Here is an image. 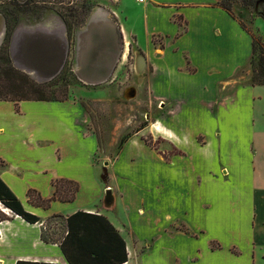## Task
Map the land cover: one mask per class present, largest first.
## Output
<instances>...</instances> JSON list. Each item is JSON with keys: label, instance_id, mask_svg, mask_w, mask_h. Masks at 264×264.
<instances>
[{"label": "crops", "instance_id": "1", "mask_svg": "<svg viewBox=\"0 0 264 264\" xmlns=\"http://www.w3.org/2000/svg\"><path fill=\"white\" fill-rule=\"evenodd\" d=\"M93 1L100 7L89 19H109L116 32L117 47L101 55L100 68L109 70L104 82L123 72L132 57L130 69L145 82L151 102L165 103L174 113L130 137L106 168L98 165L99 136L79 94L65 101H0V178L41 219L31 224L4 212L0 264H69L60 243L68 218L78 212L109 220L126 243L125 264H233L245 249L247 264H255L256 244L264 242V114L254 115L250 96L264 85L248 86L239 76L254 55L252 35L217 0ZM18 27L10 50L14 66L22 71L14 61L16 48L37 82L58 76L68 58L67 32L68 45L62 36L54 40L66 48L58 57L44 43L46 34L18 40ZM82 29L76 34V75ZM5 33L1 17L0 40ZM45 52L51 54L38 68L31 53ZM87 55L82 69L89 74ZM128 91L135 95L138 88ZM148 130L178 154L168 158L148 145L142 138ZM62 180L79 187L72 202L57 200L47 208L31 202L30 192L50 199L54 183ZM108 191L111 206L105 202ZM213 241L219 249L211 247ZM112 246L114 252L115 240ZM235 246L239 255L232 252Z\"/></svg>", "mask_w": 264, "mask_h": 264}, {"label": "rangeland", "instance_id": "2", "mask_svg": "<svg viewBox=\"0 0 264 264\" xmlns=\"http://www.w3.org/2000/svg\"><path fill=\"white\" fill-rule=\"evenodd\" d=\"M96 7L100 6L93 0H0V16L5 19V22L6 15L14 18L12 23L16 27L21 25L31 26L46 21L50 17H54L64 24L69 41L68 58L62 72L59 74L60 76L58 75L59 77L54 81L50 97L54 99L67 97V100H69L76 97V93L79 94L90 115L91 127L99 136L98 165L107 168L130 137L136 134L139 136V133L145 132L149 129L151 123H156V119L162 114L174 113V108L162 102H151L145 82H141L140 79L142 78L130 69V64L134 62L132 57L126 63L124 71L121 73L116 71L108 81L93 86H87L80 81L73 68L76 34L86 25ZM14 11L15 14H12ZM259 11V9L248 8L237 1L233 4L235 17L242 21L253 38L264 46V19L260 17ZM70 40H74L72 45ZM8 56L10 57L7 52L0 53L1 58H8ZM8 61V65L15 69L13 61L11 59ZM20 73L24 76L27 75L24 72ZM239 76L248 86L264 85V51L262 49L257 48V53L253 55L250 64L246 69L241 70ZM28 77L33 79L30 76ZM24 80L26 81V79ZM34 81L39 83L36 80ZM132 86L138 88L137 94L134 96H131L132 94L128 91ZM87 95L93 98L87 100L84 98ZM250 98H252L255 107L254 115L257 113V117H261L264 114V86L254 92ZM142 127L143 131L137 132ZM154 128L159 130L160 126L157 125ZM124 138H126V141L122 143ZM142 138L145 142L148 140L151 147L159 153H164L165 157L169 158L178 154V149L172 143L153 136L150 131L145 133ZM199 142L203 144L204 138L200 137ZM65 186L62 185V187ZM105 200L108 206H111L114 201L113 199L112 202L107 200V193ZM6 209L4 205L0 204V217L5 215L4 212L9 213L5 211ZM236 238L239 240L241 236ZM256 246L255 264H264V259H262L264 242L259 241ZM211 247L219 249L220 243L213 241ZM232 252L239 255L240 249L235 246ZM249 259L250 252L245 249L243 257L235 259L233 264H247Z\"/></svg>", "mask_w": 264, "mask_h": 264}, {"label": "trees", "instance_id": "3", "mask_svg": "<svg viewBox=\"0 0 264 264\" xmlns=\"http://www.w3.org/2000/svg\"><path fill=\"white\" fill-rule=\"evenodd\" d=\"M236 1L248 8L259 9L260 17L264 19V0H219L217 5L227 11L232 17L236 18L233 12V4L236 3ZM12 14H15V11ZM13 19L14 18H10L6 15V35L4 42L0 47L1 54L7 52L10 55L11 39L17 28L15 24L12 23V21H14ZM241 25L243 29L247 30L243 22H241ZM73 42L74 40H70L71 45ZM258 47L264 51V46L253 38L254 54L257 53ZM10 57H0V101L19 103L22 101L51 102L65 101L68 99L67 97H64L63 99H54L50 97L54 81L60 75L49 82L36 83L33 79L28 77V74V76H24V74L20 73L22 71L18 70L15 66L16 70L10 67L8 65V60L11 59ZM2 62H4V64H2ZM23 78L26 79V81ZM143 127L137 132L141 131ZM125 141L126 138L123 139L122 143ZM146 142L151 146L148 140H146ZM62 185L66 186L62 187ZM54 187V195L47 200L41 198L35 192H30L29 196L31 202L36 206L47 208L51 202L57 200L72 202L76 193L79 191L77 184L71 181H56ZM0 204L4 205L12 213L22 217L31 224H36L41 221L39 217L25 210L20 200L1 178ZM3 217H0V219ZM67 222L68 233L60 243V246L69 264L127 263L128 253L126 243L106 217L78 212L69 217ZM43 239L48 241L47 236L44 234ZM113 240H115L116 243L114 252L112 246ZM117 244H119V246ZM18 264L32 263L19 262Z\"/></svg>", "mask_w": 264, "mask_h": 264}, {"label": "bare ground", "instance_id": "4", "mask_svg": "<svg viewBox=\"0 0 264 264\" xmlns=\"http://www.w3.org/2000/svg\"><path fill=\"white\" fill-rule=\"evenodd\" d=\"M98 20H99V17L96 14H94V16H92L89 19L87 25L86 26L84 25L85 27H83V29L79 32L80 40H78V41H80V52L78 55V61H77V65H76V70H77L76 73L82 82L90 84V85L96 84L97 81L104 82L106 77L109 75V70L105 71L103 68H100V66L103 62V58L101 57V55L103 52H106V50L108 48L117 47V43L115 41L116 40L115 26L112 23V21L109 19H106V18H104L100 21H98ZM65 31H66V28H65L63 23L47 20L44 23H42L40 25H36L34 27H29V28L18 27V32H17L16 36H17L18 40H21L22 38L24 39L27 34H31V33L33 34L35 32H41L42 34H46V37L43 39L44 43L48 47H49V45L53 46V49H50V52L52 54L54 52V55H56V56L58 55V57H60V55L62 53L66 54V48H62V47L59 48L58 44H56L54 42V40H60L59 37L62 36V38H64V40H65V44L68 45V41H67L66 36H65L66 35ZM2 42H3V40L1 39L0 45ZM12 50H13V56L15 59L14 61L16 63V66L19 69H21L23 72H25L26 74L28 73L30 77L32 76V78L37 80V78H38L37 75L35 73H31L30 70H28V68H24L22 60H19V57H16L17 56L16 48H13ZM78 51H79V49H78ZM85 51H87L89 54V56L87 55V62L86 63L91 65V67L94 69V70L93 69L90 70L89 74L84 73V70L82 69V61H83L82 58H83V53ZM50 54L48 52H45L42 55H36V54L31 53L30 57L32 59L33 64L35 66H37L38 68H40L42 65L45 64V61L43 62V60L48 58ZM105 56H107V55H105ZM54 61H55V58H54V60L52 58L51 61L49 62V64L54 63ZM137 63H138V60H137ZM112 74H113V72H112ZM110 76H111V74H110ZM132 96H134V94ZM5 211L11 212L9 209H6Z\"/></svg>", "mask_w": 264, "mask_h": 264}, {"label": "water", "instance_id": "5", "mask_svg": "<svg viewBox=\"0 0 264 264\" xmlns=\"http://www.w3.org/2000/svg\"><path fill=\"white\" fill-rule=\"evenodd\" d=\"M15 32V31H14ZM12 38H13V36H12ZM12 40V39H11ZM10 50H11V47H10ZM59 72H57L54 76H52L49 80H47L46 82H49V81H51V80H53V79H55L57 76V74H58ZM41 83H44V82H41ZM132 96V95H131ZM107 200L109 201V202H112V195H111V192L110 191H108L107 192Z\"/></svg>", "mask_w": 264, "mask_h": 264}, {"label": "built area", "instance_id": "6", "mask_svg": "<svg viewBox=\"0 0 264 264\" xmlns=\"http://www.w3.org/2000/svg\"><path fill=\"white\" fill-rule=\"evenodd\" d=\"M139 2H143V0H139Z\"/></svg>", "mask_w": 264, "mask_h": 264}]
</instances>
